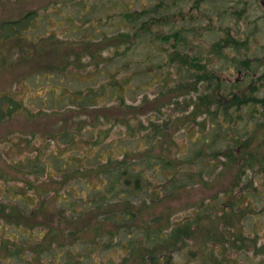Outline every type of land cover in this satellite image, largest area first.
<instances>
[{"label":"rangeland","instance_id":"obj_1","mask_svg":"<svg viewBox=\"0 0 264 264\" xmlns=\"http://www.w3.org/2000/svg\"><path fill=\"white\" fill-rule=\"evenodd\" d=\"M159 1L0 0V19L23 10L38 9L41 19L34 32L30 33L41 35L45 26H49L58 34L57 40L53 39L50 43L60 44L48 45L51 55L38 54L37 63L44 65L54 62L55 55L61 58H80V62L71 63L72 67L69 66L67 73L49 77L38 74V77L28 80L30 86L38 84L36 89L38 95L31 99L35 108L73 106L78 95L92 93L90 87L95 88L93 94L97 96L96 92H101V83L110 78L111 75L108 76L110 72L118 69L117 75L114 76L120 78L123 85L120 93L128 98V102L144 106L141 110L139 108L130 112L133 114V124L128 122L127 125H132L136 132L140 129V121L145 124L151 123L144 131H151L154 135L151 152L157 154L158 158L186 160L180 167L181 174L178 176L179 182L176 183L180 186L168 193H165L168 189L162 188L163 183L171 181V177L167 178L161 171L159 172L155 168L159 166L154 162L147 175L151 183L150 188L161 189L158 191H162V198L155 203H138L139 215L143 220L153 223L154 219L159 218L158 224L170 227L189 223L186 235L181 231L172 232L170 238L173 244L180 245L181 240L185 242L179 246L180 249L174 251L170 256L172 260L167 264H264V132L255 128L257 121L264 120V117L259 114L258 105H246L239 110L232 109L233 118L228 116L229 121H225L226 117L222 115L217 119L210 115H197L195 122L200 123H194L192 126L188 123L190 119L184 118V114L186 117L192 109V105L187 102L197 100L198 94L209 83V81L197 83L194 75L196 69L193 65L201 64L209 68L208 71H214L217 77H223L221 90L218 92L221 96H217L221 101L231 91H237L238 86L245 88L247 84L258 85L257 76L264 72V9L257 0H201L199 8L193 5L194 0H167L166 9L173 13L184 10L194 18H175L168 23L157 24L152 33L141 32L139 37L136 35L135 38L132 35L131 40L135 45L132 43V48L129 46L124 50L122 58L103 63L105 57L112 55L113 51L108 48L109 45L101 36H112L118 31L131 30L132 25L148 16V8ZM145 8L147 13L144 12ZM133 10H141L146 15L133 17ZM125 14L131 19L127 20ZM137 28L134 26L135 30ZM163 32L175 34L160 40L158 34ZM228 34L235 40L243 41L244 44L232 49L224 40ZM175 45H179L183 48L181 51L188 52L194 57L185 62L186 64L182 65L179 62L178 64L171 57ZM6 55L11 64L7 66L0 79V86L5 89L15 86L13 71L28 70L27 68L32 66L25 62L14 65L17 63L13 61L12 55ZM97 63L101 65L99 68L94 66ZM241 76L237 87L231 88L226 78L230 77L233 80ZM52 84L56 88V93L62 89L63 98L55 92L51 93ZM175 85H178V88ZM19 87L23 89L22 85ZM261 88L263 87L259 86V90L255 91V96H264V88ZM24 90L33 92L28 87ZM62 101L66 103L62 104ZM41 119L32 120L29 116H18L1 124L0 129L7 126V131L18 129L31 132L46 131L53 127L57 131L59 123L57 118ZM79 126L80 123L73 117L67 128ZM101 130L109 133L111 138L98 144V149H94L95 147L90 149L89 157L84 159L86 163L96 159L98 152H104V160L109 153L118 154V147L125 145L123 148L129 146L132 149L133 147L142 149L144 146L140 140L135 139L136 136H126L125 124L106 123L100 125L99 130L87 126L80 132L71 131L75 135L74 146L78 152L82 153L81 150L87 147L92 134L105 133L100 132ZM238 138L248 139L249 150L255 152L252 160L248 159L245 163L243 159L239 160V164L242 165L240 170L238 162L227 163V156H224L229 155L230 150L239 154L237 147L239 143L231 145L235 144ZM91 139H95V135ZM5 140L0 141V147L5 146L3 143ZM32 142L36 145L42 143L34 138ZM66 145L67 141L52 142V146L61 149ZM247 163H251L253 167L249 168ZM53 166L56 168L55 162ZM71 168V165H66V169L62 171ZM160 168L165 170V173L172 170L164 169L162 166ZM84 182L73 181L69 185L73 198L78 197V190L85 185ZM52 186L51 188L57 187V184L53 182ZM89 193L90 191L87 194ZM230 195L235 201L234 207L238 209L231 217V224L230 217L224 216L221 211V208L225 207L222 202L226 203ZM211 209L213 212H209ZM217 212L222 213V218L212 223V216L216 218ZM109 226L113 227L111 224ZM227 226L228 228H225ZM13 231L15 228H0L1 235ZM223 233L225 236L221 237ZM236 233L240 235L227 238L236 239L235 243H226L224 246L218 240L224 241L227 234ZM108 239H102L100 242L103 240L108 242ZM117 239L115 235L112 240ZM112 250V253L108 249L97 251L96 256L94 258L90 256L86 263H111L106 260L107 254L110 253L116 259L113 264H134L125 263L115 252L116 248ZM28 256L30 257L25 255L26 258H29ZM130 259L139 262L140 250H136ZM20 263L21 260L17 257L0 259V264Z\"/></svg>","mask_w":264,"mask_h":264},{"label":"trees","instance_id":"obj_2","mask_svg":"<svg viewBox=\"0 0 264 264\" xmlns=\"http://www.w3.org/2000/svg\"><path fill=\"white\" fill-rule=\"evenodd\" d=\"M38 12V9L23 10L0 19V79L7 66L11 64L5 54L12 55L13 61L17 63L14 65L24 62L32 65L27 68L28 70L13 71L15 86L12 85L7 89L0 86V125L18 116H29L32 120L40 121L41 118L43 120L57 118L59 123L57 131L53 127L46 131L31 132L18 129L7 131V126L0 129V141L6 139L3 142L5 146L0 147V228H15V231L6 235L0 233V259L17 257L21 260L20 264H87L86 260L90 256L94 258L95 252L108 249L112 253V248H116L115 252L125 263L167 264L172 260L170 256L174 251L180 249L179 246L185 242L181 240L180 245L173 244L170 238L172 232L181 231L183 235H186L189 223L170 227L166 224V226L158 224L159 218L154 219L153 223L143 220L139 215L138 203H155L162 198V191H158L161 189L150 188L151 183L147 175L154 162H157L159 167L155 166V168L159 172L161 171L167 178L171 177V181L167 184L163 183L162 188L168 189L165 192L168 193L180 186L176 183L179 182L180 167L186 160L158 158L157 154L151 152L154 135L151 131L144 132L151 123L145 124L140 121V126L138 125L140 129L136 132L132 125H127L128 122L133 121V114L130 112L139 108L141 110L144 106L128 102V98L120 93L123 85L120 78L114 76L117 75L118 69L110 72L108 74V76L111 75L110 78L101 83V92H96L98 97L93 94L95 88L90 87L92 93L78 95L73 106H57L54 109L35 108L31 99L38 95L36 91L38 84L30 86L28 80L38 77V74L49 77V75L67 73L69 66L72 67L71 63L80 62V58H61L55 55L54 62L44 65L37 63L38 54L45 53L49 56L48 45L60 44L59 42L50 43L53 39L57 40L58 34L49 26H45L44 33L41 35L30 33L34 32L41 19ZM125 16L127 20L131 19L127 14ZM146 22L142 19L136 30L135 25H132L131 30L118 31L112 36L102 35L101 37L109 45L108 48L113 51L112 55L105 57L103 63L122 58L125 54L124 50L129 46L132 48V43L135 45V42L131 40L132 35L135 38L136 35L139 37L141 32L152 33L153 27ZM227 36L231 37L229 34ZM159 37L165 36L159 35ZM224 40L229 46H232L231 43L234 41L227 37ZM172 52V59L182 65L194 57V55H187L186 52L183 55L179 45H175ZM98 63L94 65L95 68L101 66ZM193 67L196 73L192 74L195 75L197 83L203 84L208 79L212 81V76L201 72L202 65L196 64ZM19 85H22L23 89ZM51 86V93H56L54 84ZM25 87L32 89L33 92H26ZM175 87L178 88V85ZM56 94L62 95L63 98L62 89ZM214 97V91L203 88L197 100L188 101L187 104L192 105L186 117L184 114V118L190 119L188 123L192 126L194 123H200V121L195 122L197 115H210L214 119L220 118L221 115L226 117L230 113V108L239 110L240 103L256 102V98L244 95L242 98H236V103L231 106H225L223 103L215 105L212 104ZM109 112L113 114L110 115ZM259 112L264 115V108ZM73 117L77 119L80 126L68 129L67 126L72 123ZM106 123L125 124L126 136H136L135 139L143 143V148L133 147L132 149L129 146L123 148L124 145L117 148L118 154L109 153L104 160V152H98L96 159L88 163L84 162V159L89 157L90 149L94 147L98 149V144L106 142L111 137L105 130L100 131L105 132L102 134H92L91 138L95 135V139L90 138L87 147L80 153L74 146L75 135L71 131L80 132L87 126L99 130L100 125ZM255 128L264 129V121L258 120ZM32 138L42 143L36 145L32 142ZM240 140L246 143L243 144ZM61 141H67L65 148L52 146V142L60 143ZM248 142V139L238 138L235 144H231L239 143L237 147L240 152L238 154L229 149V155L224 154L227 156V163L238 162L239 164L240 159H243L244 163L248 159L252 160L255 152L249 150ZM81 160L83 161L80 162ZM53 162L56 163V168ZM66 165H71L72 168L62 171L66 169ZM160 166L172 170L165 173ZM247 166L253 167L251 163H247ZM241 167L242 165L239 164L238 170ZM187 177L190 178V176ZM81 180L85 181V185L78 190V197L73 198L69 185L73 181ZM53 182L57 184V187L51 188ZM89 191L90 193L87 194ZM231 196L227 197L226 203L222 202L225 207L221 208L224 216L230 217V224L231 217L238 210L234 207L235 201ZM221 214L217 212L216 218L212 216V223L222 218ZM109 227L110 230H108ZM115 235L118 237L117 241L112 240ZM239 235L227 234L224 241L218 240L225 246L226 243L237 241L234 238L228 240L229 236L238 237ZM223 236H225L224 233L221 234V237ZM105 238H109V241L103 240L101 243L100 241ZM136 250H140L139 262L130 259L135 255ZM110 253L107 254L106 260L111 263L105 264H113L112 262L116 260ZM25 255L30 257L26 258Z\"/></svg>","mask_w":264,"mask_h":264},{"label":"flooded vegetation","instance_id":"obj_3","mask_svg":"<svg viewBox=\"0 0 264 264\" xmlns=\"http://www.w3.org/2000/svg\"><path fill=\"white\" fill-rule=\"evenodd\" d=\"M200 1L201 0H194L193 5L196 6V8H199V6H200L199 2ZM257 1L260 3L262 9H264V0H257ZM166 2H167V0H160L156 5H153L151 8H148V11L150 13L147 11L146 8L144 9L145 13L148 12V16L146 18H144V19L147 21L146 23L150 24L153 28L156 27L157 24H165V23H168L169 21H173L175 18H177V19H179V18L180 19H185L187 17L188 18H194V16L192 14L189 15V12H186L184 10L173 13V11H170V10L166 9L168 7V6H166V4H167ZM145 13H143L141 10L140 11L133 10V16L134 17H137V16L143 17L144 15H146ZM140 22H136L134 25L138 27ZM174 34L175 33L167 34V33L163 32L162 34H158V35H164L166 38H168L169 36L171 37ZM165 37H163V38H165ZM163 38L160 37V40H162ZM227 38H231V41L234 40L233 43H231L232 46H230L232 49L239 48V46L244 44L243 41L235 40L233 38V36H231V37L227 36ZM166 40H169V39H166ZM180 49H183V48H180ZM181 52H182L183 55H185V52H183V51H181ZM186 53H187V55H191L192 56V54H190L188 52H186ZM197 67H198V65H197ZM208 69L209 68H207V67L202 65V71L200 70V68H199V71H201L203 73H206L207 76H212L211 77L212 78L211 82H210L209 79L206 80V81H209V83L207 84L206 88L208 90L211 89L212 91H214V94H215V97H214V100H213L212 104L216 105L217 103H223L225 106H229V105L231 106V105L236 103L235 102L236 98H239V97L242 98L244 95H247V96H252V97L256 98V102L250 101V102H248L246 104L240 103L238 105L239 109L241 107H243V106H246V105H258L259 110L264 108V96L257 97V96L254 95L255 91L257 89L259 90V86L264 88V75H263L264 72L260 73L257 76L258 85H256V84L255 85L247 84L245 88H241V87L238 86V90L237 91H234V90L231 91V93L229 95H227L223 101H221L217 96L218 95L221 96L218 92L221 90L222 78L223 77H221V78L217 77L214 71H208ZM240 72H241V69L239 70V73ZM241 78H242V76L239 77V78L231 80L230 77H227L226 80L231 85V88L232 87L234 88V87H237V85L239 83V79H241ZM215 82L217 84H214ZM263 88H261V89H263ZM232 109H236V108H230V113H229L228 116H231V118H233L232 111H231ZM259 114H260V112H259ZM228 116H226L227 120H229ZM262 116L264 117V115H262ZM259 121H264V120H259ZM258 130L260 132H264L263 128H259Z\"/></svg>","mask_w":264,"mask_h":264}]
</instances>
